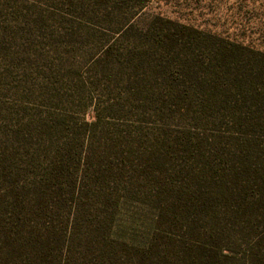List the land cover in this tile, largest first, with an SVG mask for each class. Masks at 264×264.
<instances>
[{"label": "rangeland", "instance_id": "1", "mask_svg": "<svg viewBox=\"0 0 264 264\" xmlns=\"http://www.w3.org/2000/svg\"><path fill=\"white\" fill-rule=\"evenodd\" d=\"M133 7V3L128 7L119 0H0V154L4 153L5 163H9L12 158L24 159L38 149L43 154L46 149L47 162L56 157L67 168L70 159L66 150L70 147L78 160V165L70 168L76 186L68 189L65 177L55 188L47 186L46 220L38 221L46 233L73 229L69 249L75 254L64 259L55 253V264H149L140 250L151 244L155 234L177 233L184 240L197 239L199 228L207 220L202 207L195 210L187 201L175 200L171 193L159 198L158 185L172 187L171 182L183 178L180 172L170 175L173 169L187 168L189 163L198 168L208 156L218 167L226 166L216 155L220 154L219 146H232L230 155L236 148L230 136L218 137L209 130L219 126L230 130L229 125L219 124L218 114L215 120L208 115L205 104L211 88L196 85L199 92L186 101L191 106L171 96L167 105L161 104V97L156 105L144 100L145 95L155 96V87L176 95L178 92L169 88L172 81L181 83L183 77L171 64L173 79H163L162 74L158 81L149 77L150 88H144L147 77L142 73L150 75V63L147 54H139L148 47L141 46V34L148 27L154 28L150 33H160L163 26L159 19H163L264 46V0H150L128 24ZM132 23L137 28L127 37L114 33ZM170 45L168 48L176 44ZM98 58L102 61L95 63ZM129 61L147 65L137 70L127 67ZM182 70L192 71V65L183 64ZM134 77L143 78L139 90L129 80ZM94 113L100 120L92 126ZM194 129L192 133L201 135V149L190 147L188 140L194 138L183 134ZM164 132L172 134L173 140ZM130 147L134 148L130 152L135 151L129 152L131 159H136L137 149H169L173 158L166 165L168 173L157 175L152 171L161 167H154L140 175L142 170H131L125 163L121 172L110 170L115 161L126 160ZM196 150L199 152L192 156ZM231 156L223 155L230 158L227 164L238 161L237 155ZM32 171L46 174L44 180L50 178L47 163ZM197 178L200 183L188 185L190 188L209 186L208 181ZM2 185L0 177V188ZM18 190L14 192L23 197ZM55 190L59 195L53 196ZM188 209V215L179 213ZM189 215L190 220L200 223L195 231L189 224L192 220H187ZM242 235L240 232L237 237ZM156 244L163 245L159 239Z\"/></svg>", "mask_w": 264, "mask_h": 264}, {"label": "trees", "instance_id": "2", "mask_svg": "<svg viewBox=\"0 0 264 264\" xmlns=\"http://www.w3.org/2000/svg\"><path fill=\"white\" fill-rule=\"evenodd\" d=\"M119 1L128 4V7L133 3V10L127 19L129 24L133 16L143 10L150 0ZM159 20L163 26L160 33L152 34L150 30L154 28L148 27L141 34V39H144L141 46L146 44L148 47L142 52L139 50V54H147L150 63V75L147 71L142 73V76L147 77L144 88L147 85L150 88L149 77L158 81L162 74L163 79H173L172 65L179 69L175 72L183 79L181 83L172 81L174 84L169 90H176V95L162 93V89L155 87V96L152 98L151 95H145L144 100L156 105L161 97V104L167 105V98L171 96L172 100H180L181 103L191 106V102L186 101H191L192 96L199 92L195 89L196 85L211 88L212 93L209 92L207 97L208 105L205 104L208 115L215 120V114H218L219 124L229 125L230 130H225L223 126L209 130L213 131L212 135L216 132L215 136L218 137L230 136L236 143L237 153L233 149L231 156L232 146H219L220 154L216 155L222 158L219 161L225 162L226 166L218 167L217 161L208 156L198 168L189 163L187 168H175L169 173L171 175L173 172H180L183 178L176 179L178 183L171 182L172 187L158 185L156 196L165 198L171 193L175 200H185L195 210L201 206L204 217L207 218L204 222L207 226L200 227L197 239L193 240H184L177 233L155 234L151 244L140 251L149 260V264H264V46H253L217 33L198 30L187 24ZM135 28L137 26L132 23L124 29H116L114 33L127 37ZM172 42L176 44L174 47L177 50L174 47L168 48ZM101 61L102 58H98L95 63ZM183 64L192 65V71H183ZM145 65L147 64L139 61V64L131 62L127 67L138 70L144 69ZM218 70L223 71V74L218 73ZM129 80L136 83L133 87L139 90L143 78L140 80V77H134ZM205 96L206 94L201 98ZM220 102L232 105L220 106ZM93 117L95 122H92V126L100 120L97 113ZM210 123L215 126L213 122ZM85 126L90 127V124L85 122ZM191 131L195 129L183 132L194 138L188 140L189 146L201 149V135ZM164 133L173 140L172 134ZM132 149L134 148H129L124 162L115 161L110 170L121 172L125 163L131 170H142L140 175L144 170L154 167H161L152 171L157 172V175H162L161 172L168 173L166 165L173 158L167 152L169 149L165 152L137 149L139 154L136 159H131V153L135 152H130ZM198 152L196 150L191 154L195 156ZM234 154L238 156V161L227 164L230 159L228 157H233ZM201 155L204 156V153L201 152ZM223 155L228 157L224 158ZM66 156L70 159L67 168L63 160L56 157H51L47 162L46 149L43 154L38 149L37 153H27L24 159L21 156L12 158L9 163H5V154H0V177L3 182L0 188V264H55V253L64 259L75 254L74 250L69 249V240L74 235L72 228L69 227L64 233H46V227L39 224L47 216V186L53 185V188L56 183H62L63 177L69 185L68 189L76 186V177L70 171L72 164L78 165L74 148L69 147ZM135 160L140 162L135 163ZM20 161L24 165H18ZM44 163H47L50 176L46 180V174L39 175L32 171ZM205 167L208 168L207 172L203 170ZM195 169L198 170L197 176ZM22 172L33 176H23ZM199 176V179L208 181L209 186L204 189L190 188L188 185L195 186L200 183L197 178ZM153 181L157 182L154 178ZM30 183L36 185L32 186ZM16 189H20L18 191L24 193V196L20 197L15 193ZM55 195H59L56 190L53 196ZM220 208L225 210L219 211ZM189 212L188 209L179 213L188 215ZM187 217L185 219L188 221L192 220L190 215ZM189 224L192 231L200 226L197 219ZM240 232L243 235L237 237ZM204 234L206 238H203ZM157 239L162 241V247L156 244ZM167 248L168 252L163 250Z\"/></svg>", "mask_w": 264, "mask_h": 264}]
</instances>
